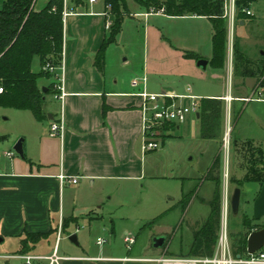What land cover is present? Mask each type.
<instances>
[{
  "label": "crops",
  "instance_id": "crops-1",
  "mask_svg": "<svg viewBox=\"0 0 264 264\" xmlns=\"http://www.w3.org/2000/svg\"><path fill=\"white\" fill-rule=\"evenodd\" d=\"M83 1L84 6H79L71 0H66L68 15L63 20V77L67 94L64 101L66 129L63 138L51 135V124L57 119L59 112L53 113L45 103L43 111L46 119L39 122L32 114L33 121L30 119L28 122L47 123L49 138L42 135L36 153L29 146L25 132L21 131L18 137L26 139L24 140L25 157L15 159L13 155L10 158L7 156L10 152H7L5 155L9 159L6 160L10 161L4 166L0 164V245L7 240L12 244L15 242L17 252L8 257L21 255V240L26 233L49 234L57 230L65 220H74L71 224L77 222L80 215H86L91 220L99 219L100 217L93 212L95 207L93 201L79 204L81 195L89 192L93 186L146 180L147 154L152 151L143 150L144 102L141 96L143 93L153 95L169 93L174 96H194L198 100L208 98L225 101L224 129L226 132L227 124H231L232 143H235L230 152L229 163L224 166L223 171L225 173L228 171L232 178L243 180L246 177L244 150L246 142H252L254 147L264 150V86L255 84L254 78L249 77L248 73L236 72L234 50L230 47L227 49L223 69L229 73L230 81L232 75L238 76V84H234L229 93L225 89L205 93L199 90V87L197 88L195 81H199L201 70L205 71L210 66L212 58L199 57V50L191 46L190 38L195 35L182 30L177 33L173 29L168 32L167 37L160 38L161 33L164 34L167 30V25L204 20L211 23L208 18L196 15L174 17L167 15L166 12L151 14V9L148 10L135 0L132 6L126 0L128 15L116 42L107 48L104 68L100 70L95 64L96 56L109 37L114 19L104 0ZM159 1L164 4L166 0ZM46 4L47 0H43L42 7L36 10L40 11ZM248 21L250 19L241 20L237 24L245 28ZM108 25H110L109 28H107ZM132 35L139 37L136 46L141 52V64L137 70H131L132 66L135 67L132 63L134 56L125 48L130 43L131 46L135 44L131 38ZM213 35L212 26L211 40ZM186 53H197L199 60L208 61L207 68H200L199 60L187 59ZM125 56L126 58L122 60ZM261 56H264V53ZM249 58L250 66L255 68L263 63L256 57L249 56ZM161 61L175 65L177 69L176 74L173 75L175 79L165 77L166 72L153 70L152 66H155L157 62L162 64ZM192 79L194 84H190ZM57 83L55 76L40 81L39 85L47 89L46 101L49 87ZM54 86V92L50 94L56 100ZM175 101L178 104L191 102L189 99ZM105 108L106 112H104ZM237 114L240 115L237 117ZM191 117L185 124L170 125L165 132L166 138L172 139L187 134ZM194 118L199 122L197 116ZM33 143L31 142L30 145ZM217 150L214 152L210 167ZM208 171L199 178L190 177L187 181L189 183L198 179L201 181ZM61 175L68 178L78 177L79 182L75 185L63 184ZM231 187L233 191L236 188L241 189L239 209L241 220L247 217L252 220L253 225L264 226V184L246 183L237 187L229 181L226 183L223 179L222 197L227 193L231 198ZM72 192L75 194L68 200ZM109 192L111 190H103V193ZM96 200L95 203H100V199ZM88 211L89 214H84ZM243 232H245L244 227L240 233ZM54 234L56 235L55 244L49 252L44 246L46 243H51L50 239ZM54 234L37 244L30 253L40 257L52 256L57 246L58 235L57 232ZM233 235L237 234L234 232ZM129 236L124 240L128 251L126 256L73 257L76 260L71 262L159 264L157 260L161 258L147 257L144 256V250H135L138 239L131 248H128L126 239ZM151 248L159 251L163 249L156 248L154 245ZM150 254L155 253L150 252ZM40 264H48V262L41 261Z\"/></svg>",
  "mask_w": 264,
  "mask_h": 264
},
{
  "label": "rangeland",
  "instance_id": "rangeland-1",
  "mask_svg": "<svg viewBox=\"0 0 264 264\" xmlns=\"http://www.w3.org/2000/svg\"><path fill=\"white\" fill-rule=\"evenodd\" d=\"M4 1L0 0V9ZM127 1L130 6L133 5V0ZM42 3L43 0H38L36 9L41 8ZM250 8L254 14L253 19L248 21L245 28L236 24L233 29V35L228 34V49L230 47L234 50L235 44H237L245 54L247 60H250L249 56H251L264 62V56H261L264 53V0L253 2ZM151 9L160 10L157 6H153ZM161 9L165 10L164 7ZM173 29L177 33H180V30H182L195 35L190 38L192 39L191 46L199 50V57L205 59L212 58V26L210 22L206 20L176 22L174 25H167V30L169 31L166 30L164 34L161 33L160 38L164 39L165 36L167 37L168 32ZM131 38L135 44L131 46L130 43L125 48L129 50V54L134 56L132 63L135 67L132 66L131 70H137L141 64V52L139 47L136 46L139 37L132 35ZM161 63H154L155 66H152L153 70L166 72L165 77L175 79L176 77L173 76L177 71L175 65H171V62L168 64L166 62L165 64V62L161 61ZM40 69L39 60H35L33 70L38 72ZM248 69L249 77L254 78V83L264 86V76L259 74L253 66H250ZM243 70L244 68H241L239 73H242ZM117 73L119 74V71ZM200 73L199 81L195 82L197 88L199 87V90L205 93L209 91L215 92V90L220 91L222 89H225L229 93V91H232L234 84H238L239 80L238 76L232 75L230 81L229 73L226 70L217 69L211 65L205 71L201 70ZM192 83L194 84L193 79L190 80V84ZM46 104L53 113L56 111L61 112L60 103L54 100L50 93ZM32 117L33 115L29 111L0 107V164L2 166L10 161L6 160L9 159L5 155L7 152L12 153L15 159H19L14 146L19 140H26L25 137H18L21 131L25 132L29 146L36 153L42 135L45 138H49L48 124L29 123L30 119V121H33ZM190 119L189 131L183 136L167 139V135H165L166 131L156 135L155 141L158 142L159 148L147 154L146 180L142 182L109 183L106 186L97 184L89 192H84L81 195L79 204L92 203L91 201H93L95 206L93 212L100 218L91 220L86 215H80L77 222L69 224L67 233L64 234L63 222L61 227L57 229V234L61 230L63 237L59 243L60 256L92 258L126 256L128 251L124 240L125 237L131 235L129 238L135 239V242L138 239L135 250H144V256H155L171 260L192 259L189 256V251L193 242V231L209 215V202L213 199L216 183L207 181V175L201 181L198 179L192 183H189L187 179L190 177L199 178L208 171L214 152L218 149V143L216 141L203 140L200 136V123L193 116ZM228 128L232 129L230 123L226 126V132L222 141L223 168L228 165L230 152L232 151V131L228 134L230 136L229 144L225 146ZM31 142L34 143L30 145ZM231 178L232 176L228 171L226 173L223 171V179L226 183L228 181L231 182ZM105 189L111 190V192L103 193ZM192 192V201L183 213L178 207L179 201L182 199L184 193L189 194ZM74 194L72 192L68 200ZM232 194L233 188L231 187L230 196ZM96 199H100V203H95L97 202ZM173 208L178 210H174ZM84 214H89V211ZM239 215L240 213L233 215L230 210L228 219L230 240L234 232L238 234L243 228ZM160 217H162L160 221L152 224L154 220ZM72 235L78 237V245L70 240V236ZM161 236L167 237L165 247L162 251L152 249L151 246L154 245V240ZM55 238L56 235L54 234L50 239L51 243H46V246H44L49 252L54 247ZM99 239L104 241L103 244H98ZM14 243L12 244L11 241L7 240L0 245V264H24V261L20 258L8 257L17 253ZM150 252H154L155 254H150ZM62 264L106 263L66 261Z\"/></svg>",
  "mask_w": 264,
  "mask_h": 264
},
{
  "label": "trees",
  "instance_id": "trees-1",
  "mask_svg": "<svg viewBox=\"0 0 264 264\" xmlns=\"http://www.w3.org/2000/svg\"><path fill=\"white\" fill-rule=\"evenodd\" d=\"M74 4L84 6L83 0H71ZM138 4L150 10L153 6L158 9L165 8L169 16H201L208 18L213 26V57L210 65L223 69L228 49V22L223 16L222 0H166L162 4L159 0H135ZM38 0H5L0 10V107L19 111H29L39 121L43 122L46 115L43 111L46 95L43 87L39 85L42 79H50L54 75L45 72L43 67L51 64L59 67L63 61V34L65 0H47L46 6L40 11L36 10ZM113 17V26L108 39L103 43L96 56L95 64L103 70L107 48L116 42L123 23L128 15L126 0H104ZM254 0H239L241 12L239 21L253 19L242 12L250 9ZM187 59L199 60L194 53H186ZM235 70L244 73L249 71L250 64L239 46L234 47ZM35 60H39L41 71H33ZM257 72L264 76V62L259 64ZM49 87L48 94L54 92ZM106 112V108L104 109ZM198 112L201 125V138L216 141L218 150L213 164L210 167L206 180L216 183L213 199L209 202L210 212L207 219L193 231V242L190 246L189 256L192 259L211 258L216 253L221 228L222 214V184H223V152L222 141L225 133L226 103L220 99H199ZM240 114H237V117ZM170 125L166 124L163 131ZM235 143V142H234ZM232 143V147L233 144ZM247 174L243 180L231 178V183L241 187L246 183L264 184V150L256 148L252 142L244 146ZM192 193L184 194L179 208L184 213L192 201ZM162 217L154 220L152 224L160 221ZM72 221L65 220L63 234L67 233ZM252 220L244 217L242 225L245 232L232 235L231 246L234 256L247 254V240L250 233L259 231L264 226L253 225ZM57 230L45 233H26L21 240V255L31 254L35 246L48 239Z\"/></svg>",
  "mask_w": 264,
  "mask_h": 264
},
{
  "label": "built area",
  "instance_id": "built-area-1",
  "mask_svg": "<svg viewBox=\"0 0 264 264\" xmlns=\"http://www.w3.org/2000/svg\"><path fill=\"white\" fill-rule=\"evenodd\" d=\"M223 1V18L228 22L229 34L233 35V29L236 24L239 23L238 15L241 12L238 6L239 0H222ZM95 2V0H91ZM151 14L165 13L164 9L154 10L151 9ZM246 15L253 17L254 14L250 9L242 10ZM68 15L66 0L64 17ZM110 25L107 26L109 28ZM63 61L59 67H54L51 64H47L43 67L45 72H48L55 76L58 81L54 88L56 93L54 98L61 103V112L59 113L57 119L51 124L50 132L54 137L60 139L63 138L66 129L65 120V109L64 101L66 97V91L64 86L63 77ZM3 89L0 88V93ZM143 113H144V145L143 150L145 152L154 151L159 148L158 142L155 141L156 135L163 132V127L166 124H184L189 117H196L199 109V100L194 96H174L169 93H164L161 95H153L148 93H143ZM176 99H189L191 102L189 104H178ZM231 128H228V133L226 134L225 146L229 144L227 142V135L230 133ZM230 137V136H229ZM8 157H13V154L7 153ZM61 182L77 184L79 178H68L66 176H60ZM231 205L229 195L226 193L222 197V214H221V228L219 233V240L216 248V253L211 258L203 259H190V260H171V259H160L157 260L160 264H264V247L256 252L255 254H249L247 252L244 256H234L232 252L231 240L228 232V219L230 215ZM61 227V226H60ZM62 239L61 230L57 235V246L52 256L50 257H40L32 254L20 255L18 257L9 258H20L24 261V264H39L41 261H47L48 264H62L65 261L76 260L73 257H62L58 252V245ZM103 240L99 239L98 244H103ZM128 248H131L135 244V239L127 238Z\"/></svg>",
  "mask_w": 264,
  "mask_h": 264
},
{
  "label": "water",
  "instance_id": "water-1",
  "mask_svg": "<svg viewBox=\"0 0 264 264\" xmlns=\"http://www.w3.org/2000/svg\"><path fill=\"white\" fill-rule=\"evenodd\" d=\"M208 65V61L206 60H199L198 66L200 68L206 69ZM43 93H47V89L43 88ZM200 114H197V117L199 118ZM228 137V135H227ZM14 150L17 153V155L21 158L25 157V150H24V139L19 140L16 145L14 146ZM240 203H241V189L236 188L233 191V194L230 199V205H231V212L233 215L239 214L240 209ZM70 240L78 245L77 236L72 235L70 236ZM167 242V237H158L154 240V246L156 248H163ZM264 247V228L259 231H253L248 236L247 240V252L249 254H255L256 252L260 251Z\"/></svg>",
  "mask_w": 264,
  "mask_h": 264
},
{
  "label": "bare ground",
  "instance_id": "bare-ground-1",
  "mask_svg": "<svg viewBox=\"0 0 264 264\" xmlns=\"http://www.w3.org/2000/svg\"><path fill=\"white\" fill-rule=\"evenodd\" d=\"M228 140H229V135H228V138H227V142H228Z\"/></svg>",
  "mask_w": 264,
  "mask_h": 264
}]
</instances>
